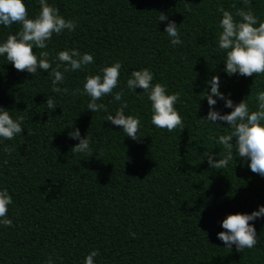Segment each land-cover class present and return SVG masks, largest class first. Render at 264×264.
I'll use <instances>...</instances> for the list:
<instances>
[{"label": "trees", "instance_id": "trees-1", "mask_svg": "<svg viewBox=\"0 0 264 264\" xmlns=\"http://www.w3.org/2000/svg\"><path fill=\"white\" fill-rule=\"evenodd\" d=\"M29 18L40 11L39 0H23ZM65 19L76 21L72 32L53 34L49 60L65 49L89 53L94 63L83 70L60 71L65 80L52 92L53 77L17 71L0 56V107L16 119L23 132L13 140L0 138V190L13 198L8 207L12 225H0V264H83L98 250L95 264H264V217L250 221L258 242L254 248H227L217 234L229 214H251L264 206V177L235 149L227 168H209L206 156L222 158L216 143L230 128L206 118L205 91L212 76L234 103L243 99L256 108L264 91V74L229 76L225 52L218 46L223 7L236 16L245 8L264 21V0H48ZM235 5V7H233ZM190 9V10H189ZM168 19L159 22L160 14ZM175 21L182 43L172 46L165 32ZM258 26V25H257ZM20 25H0V43ZM41 49L34 48L39 55ZM120 62L119 84L97 103L108 111L88 109L90 97L80 95L85 77ZM147 68L152 81L180 93L175 107L184 129L172 132L151 123V101L142 89L131 91V72ZM51 71V70H49ZM66 89V91H63ZM123 98L114 100L116 92ZM57 106L49 110L46 99ZM215 98V97H214ZM217 99L215 110L232 111ZM126 102L125 113L140 118L141 140L127 137L106 121ZM78 128L90 137V151L73 153L79 143L68 133ZM235 142V138L234 141ZM130 233H135L133 238Z\"/></svg>", "mask_w": 264, "mask_h": 264}, {"label": "clouds", "instance_id": "clouds-1", "mask_svg": "<svg viewBox=\"0 0 264 264\" xmlns=\"http://www.w3.org/2000/svg\"><path fill=\"white\" fill-rule=\"evenodd\" d=\"M40 11L34 18H29L28 9L23 0H0V25L11 27L14 24L20 25L15 34H9L6 40L0 43V56L6 54L8 63H11L17 71L27 72L35 75L38 71L49 73L52 79V92L61 93L62 89L56 85L65 80L64 73L60 71L61 65H65L64 72L85 69L89 64L94 63V58L89 53H81L77 49H65L58 52L59 63L55 67L49 60L50 53L46 50L48 41L53 34L59 36L65 30L72 32L76 28V21L65 19L60 15L58 8L48 3V0H39ZM235 7V5H233ZM190 10V9H189ZM222 13L219 22L221 31L218 33V46L225 52L224 71L229 75L239 74L245 77H252L254 74H264V21H259L258 17L245 8H237L234 18L232 12L223 7L217 9ZM168 17L161 12L159 22L167 20ZM258 25V26H257ZM165 32L170 38L173 47L182 43L179 27L175 21L170 20L165 27ZM34 48L41 49L37 55ZM120 62H115L110 66L101 68V74H89L85 77L83 91L77 89L80 95L90 97L87 107L93 112L105 111L108 109L105 104L97 103L104 96L113 93L119 84ZM51 70V71H49ZM153 73L147 69L134 70L127 80V88L135 91L140 88L147 94L151 101V123L160 129H167L172 132L177 128L184 129L181 115L175 105L179 100L180 93L168 94L167 86L162 83L153 84ZM210 85V90L205 91L209 111L206 118L201 121H208L218 127L217 121L225 122L230 131L220 135L216 143L223 146L224 153L218 160L214 158L212 152L206 156L209 168L221 170L227 168L229 161L233 159L235 149L241 160L249 161L250 170L264 177V91H258L255 96L256 108L253 110L249 102L243 99L239 103H234L225 96L220 88V78L214 75L206 82ZM63 91H66L64 89ZM225 101V107L232 109L230 113L221 114L214 106L217 99ZM123 98V92H116L114 100L119 102ZM46 106L49 110H54L57 106L52 96L46 99ZM128 107L126 102L115 111V115L106 116V121L120 126L123 133L132 140L139 141L143 137L140 133V118L125 113ZM24 117L14 119L10 111L0 107V138L3 140H13L23 132L22 123ZM69 137L79 140V143L72 147L73 153H87L90 149L91 139L86 136L81 137L78 128L68 133ZM235 138V142L234 141ZM13 203V198L7 189L0 190V225L8 227L12 225V220L8 218V207ZM264 217V206H259L257 211L251 214L235 213L229 214L222 221L221 231L217 234L218 239L224 242L229 249L233 245L236 251L254 248L258 242L256 229L250 221ZM135 238V233H130ZM99 255L98 250H92L84 259L83 264H95V257ZM47 264H54L52 257L48 258Z\"/></svg>", "mask_w": 264, "mask_h": 264}]
</instances>
